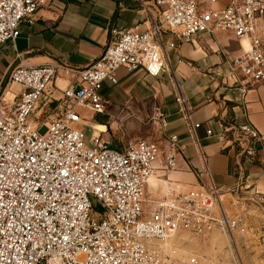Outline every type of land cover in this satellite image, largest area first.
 <instances>
[{"label":"built area","instance_id":"obj_1","mask_svg":"<svg viewBox=\"0 0 264 264\" xmlns=\"http://www.w3.org/2000/svg\"><path fill=\"white\" fill-rule=\"evenodd\" d=\"M152 3L161 21L150 19L142 32L113 31L100 57L74 70L57 119L30 120L54 66L18 65L9 72L7 81L21 91L11 105L0 99V264H202L196 255L178 256L184 236L207 239L218 229L228 239L239 228V219L219 208L221 193L211 182L188 190L167 183L161 197L147 195L155 164L169 171L183 152L175 135L164 146L139 139L115 149L100 137L87 143L77 128L86 123L80 110L103 115L113 107L100 90L105 81L117 82L119 69L141 67L157 76L167 68L164 34L177 40L169 44L174 48L200 33H229L240 44L229 60L233 77H241L239 92L264 83V0ZM41 4L0 0V47L14 43L22 24H33ZM198 127L189 123L195 141ZM218 140L242 159L256 158V141L264 149V135L251 124L223 128Z\"/></svg>","mask_w":264,"mask_h":264},{"label":"crops","instance_id":"obj_2","mask_svg":"<svg viewBox=\"0 0 264 264\" xmlns=\"http://www.w3.org/2000/svg\"><path fill=\"white\" fill-rule=\"evenodd\" d=\"M40 1L33 24H22L14 43L0 47V99L4 101L6 97L4 102L9 105L21 91L7 81L14 67L54 66L55 78L45 94H51L48 102L60 101L62 91L76 79L74 70L84 69L98 59L113 31L136 28L142 32L149 27L150 19L161 21L152 0ZM260 21L259 32L264 39L260 26L264 17ZM175 42L172 38L163 41L167 68L159 75L150 76L141 67L132 71L121 68L116 72L117 82L105 81L100 90L112 102L114 111L128 113L151 105L161 123L157 143L164 146L165 140L175 135L183 147L171 170L165 172L155 164L147 195L161 196L167 183L188 190L207 189L211 182L220 190L219 206L225 211L229 196L248 200L250 208L264 209L262 144H253L255 159H242L236 155L235 147L223 148L218 140L223 128L243 124H251L264 135V83L245 94L239 92L241 77H233L229 60L240 54V44L229 33H200L189 43L170 48L169 44ZM11 85L12 96H8L6 89ZM189 123L199 125L194 131L196 141ZM212 242L223 246L218 237H213Z\"/></svg>","mask_w":264,"mask_h":264},{"label":"rangeland","instance_id":"obj_3","mask_svg":"<svg viewBox=\"0 0 264 264\" xmlns=\"http://www.w3.org/2000/svg\"><path fill=\"white\" fill-rule=\"evenodd\" d=\"M260 26L263 33L264 24ZM170 38L176 40L171 35H163L165 43ZM53 81L54 79L39 97L37 101L39 107L35 106L31 113V120H36L39 116V121L61 117V100L52 99L48 102L51 94H45ZM6 92L8 96H12L13 86L7 88ZM79 112L86 123L77 125V128L85 133L87 143L90 138L97 137L96 126L103 129L101 133L98 132L99 139L106 141L113 148H121L139 139L157 142L161 135V123L151 105H148L146 110H134L128 113L123 110L114 111L112 108L103 115H94L85 110ZM149 197L155 196L149 195ZM225 205L226 211L221 208L222 206L219 208L228 217L239 219V228L232 232V237L228 238L229 243L225 241L224 235L218 229L211 236L218 237L223 246L222 244L214 245L213 237L201 239L186 235L184 241L178 246L180 251L182 249L185 251L182 255H196L202 259V264H264V209L250 208L248 200L231 196Z\"/></svg>","mask_w":264,"mask_h":264},{"label":"bare ground","instance_id":"obj_4","mask_svg":"<svg viewBox=\"0 0 264 264\" xmlns=\"http://www.w3.org/2000/svg\"><path fill=\"white\" fill-rule=\"evenodd\" d=\"M244 44H245V46H244ZM242 45H243V47H244L245 49H247V48L249 47V42L246 41V40H244V41L242 42ZM102 130H103L102 127H100V126H96V127H95V131H96V132H95V135L98 137V136H99V133H101ZM98 132H99V133H98ZM225 241H226L227 243H229L228 239H226V238H225ZM177 252H179L178 256H184V255H182V254L184 253V251H180L179 248H177Z\"/></svg>","mask_w":264,"mask_h":264}]
</instances>
